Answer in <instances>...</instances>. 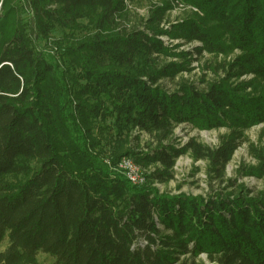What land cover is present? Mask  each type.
<instances>
[{"label":"trees","instance_id":"16d2710c","mask_svg":"<svg viewBox=\"0 0 264 264\" xmlns=\"http://www.w3.org/2000/svg\"><path fill=\"white\" fill-rule=\"evenodd\" d=\"M135 1L0 0V264H264V190L156 186L187 153L225 182L264 123V0H163L146 18ZM173 2L194 11L165 27ZM204 53L224 56L213 78H178ZM181 124L230 133L181 144ZM255 150L243 173L262 177ZM124 156L152 167L146 184L116 168Z\"/></svg>","mask_w":264,"mask_h":264},{"label":"rangeland","instance_id":"374dc122","mask_svg":"<svg viewBox=\"0 0 264 264\" xmlns=\"http://www.w3.org/2000/svg\"><path fill=\"white\" fill-rule=\"evenodd\" d=\"M162 1L163 0H137L135 2H129L128 9L131 10L134 15L146 18L150 14V10L155 5L162 3ZM193 11L194 9L173 2V8L168 11L167 22H164L163 26L169 27L170 23L184 19ZM163 39L170 46L179 44L180 46L177 50H187L198 44L197 42L186 43L183 39H169L167 36H163ZM232 57L233 54L229 55L227 59H231ZM223 58V55L215 56L209 53H204L199 61L193 62L194 69L192 71L181 73L178 78H185L196 83H200L202 78H213L214 74L207 69L206 62L216 60L221 61ZM245 77L246 76L243 78ZM247 78H250V76ZM229 133L230 131L227 128L201 130L192 128L187 124H181L175 128V136L178 138V143L184 144L189 138L194 137L199 142L211 147L218 146L221 142L222 136ZM244 135L245 139L243 143L237 148L232 159L227 164L225 182H221L210 176L208 177V162L205 160H195L189 153H187L180 156L176 162L174 167L175 178L166 184L157 183L156 186H158L161 191H167L173 194L183 192L191 195L206 196L213 192V190L226 187L227 180L231 179L233 183L236 184L235 187L244 185L255 192L264 190V176L258 177L256 175H251L250 173H243L259 165L258 159L255 156V153L258 151L255 149L264 150V123L246 130ZM149 140L150 137L144 134L143 143ZM141 167L144 168L147 174L152 170V167ZM232 188L234 187H229L228 190H231ZM7 245L8 239L6 238L0 245V251L4 250ZM37 259L39 264L54 263V258L47 253L40 252ZM202 261L207 262L206 255L204 254L200 255V258L196 260V264H201Z\"/></svg>","mask_w":264,"mask_h":264},{"label":"built area","instance_id":"2783aa9c","mask_svg":"<svg viewBox=\"0 0 264 264\" xmlns=\"http://www.w3.org/2000/svg\"><path fill=\"white\" fill-rule=\"evenodd\" d=\"M116 168L134 185L147 182V172L129 156L122 157Z\"/></svg>","mask_w":264,"mask_h":264}]
</instances>
